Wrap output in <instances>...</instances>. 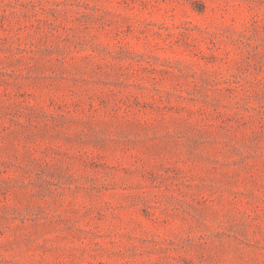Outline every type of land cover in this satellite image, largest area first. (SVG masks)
<instances>
[{"label": "rangeland", "instance_id": "rangeland-1", "mask_svg": "<svg viewBox=\"0 0 264 264\" xmlns=\"http://www.w3.org/2000/svg\"><path fill=\"white\" fill-rule=\"evenodd\" d=\"M0 264H264V0H0Z\"/></svg>", "mask_w": 264, "mask_h": 264}]
</instances>
